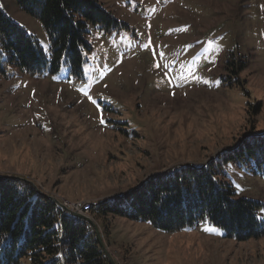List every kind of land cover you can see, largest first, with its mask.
Returning a JSON list of instances; mask_svg holds the SVG:
<instances>
[{
	"label": "rangeland",
	"instance_id": "1",
	"mask_svg": "<svg viewBox=\"0 0 264 264\" xmlns=\"http://www.w3.org/2000/svg\"><path fill=\"white\" fill-rule=\"evenodd\" d=\"M98 1L126 26L89 27L83 79L68 65L42 77L0 75V175L92 209L151 174L216 157L235 197L264 204V178L216 156L264 131V0ZM0 2L49 55L39 21L15 0ZM229 51L241 70L225 67ZM84 215L115 264H264V236L238 242L207 221L165 231Z\"/></svg>",
	"mask_w": 264,
	"mask_h": 264
},
{
	"label": "trees",
	"instance_id": "2",
	"mask_svg": "<svg viewBox=\"0 0 264 264\" xmlns=\"http://www.w3.org/2000/svg\"><path fill=\"white\" fill-rule=\"evenodd\" d=\"M15 1L39 21L50 53L45 54L37 38L15 22L0 2V75L4 77L9 68L42 77L68 65L72 77L83 79L92 51L86 38L89 27L110 33L126 26L98 0ZM227 56L225 67L241 70L233 51ZM251 123L252 129V119ZM216 156L264 178V131L243 136ZM215 158L151 174L122 195L92 203V215L144 220L165 231L207 221L221 228L225 238L238 242L264 236L260 217L264 204L235 197L223 164ZM95 232L89 221L67 212L29 181L0 175V264H111Z\"/></svg>",
	"mask_w": 264,
	"mask_h": 264
},
{
	"label": "water",
	"instance_id": "3",
	"mask_svg": "<svg viewBox=\"0 0 264 264\" xmlns=\"http://www.w3.org/2000/svg\"><path fill=\"white\" fill-rule=\"evenodd\" d=\"M37 191L39 192V190L37 189ZM51 198H52V200L55 202V203H57L60 207H64V209L67 211V212H69V213H71L72 215H75V216H77V217H81V218H84V219H86L87 221H89L93 226H94V228H95V233H96V235H97V238H98V240H99V243H100V246L103 248V250H104V252L106 253V255H107V257H108V260L110 261V263L111 264H115V262H114V260H113V258H112V256H111V254L109 253V251L107 250V248H106V246H105V243L103 242V240H102V238H101V235H100V231H99V229H98V226L94 223V221L91 219V218H89V217H87L86 215H84V214H82V213H80V212H77V211H75V210H72V209H70L69 207H66L65 206V204H63V203H61L58 199H56L55 197H52L51 196Z\"/></svg>",
	"mask_w": 264,
	"mask_h": 264
},
{
	"label": "built area",
	"instance_id": "4",
	"mask_svg": "<svg viewBox=\"0 0 264 264\" xmlns=\"http://www.w3.org/2000/svg\"><path fill=\"white\" fill-rule=\"evenodd\" d=\"M72 209L81 212L83 214H86V211L90 209V203H86L85 205H73Z\"/></svg>",
	"mask_w": 264,
	"mask_h": 264
},
{
	"label": "snow or ice",
	"instance_id": "5",
	"mask_svg": "<svg viewBox=\"0 0 264 264\" xmlns=\"http://www.w3.org/2000/svg\"><path fill=\"white\" fill-rule=\"evenodd\" d=\"M156 67H160V65H156ZM84 94L87 95V92H85ZM89 99L91 100L92 98L89 96ZM92 103L93 104H96V101L95 100H92ZM100 123L101 124H104L105 123L102 115H101ZM206 230H209V229H206Z\"/></svg>",
	"mask_w": 264,
	"mask_h": 264
},
{
	"label": "bare ground",
	"instance_id": "6",
	"mask_svg": "<svg viewBox=\"0 0 264 264\" xmlns=\"http://www.w3.org/2000/svg\"><path fill=\"white\" fill-rule=\"evenodd\" d=\"M85 204H86V203H85ZM85 204H84V205H85ZM90 208H91V206H90ZM88 210H90V209H88ZM88 210H87V211H88Z\"/></svg>",
	"mask_w": 264,
	"mask_h": 264
},
{
	"label": "crops",
	"instance_id": "7",
	"mask_svg": "<svg viewBox=\"0 0 264 264\" xmlns=\"http://www.w3.org/2000/svg\"><path fill=\"white\" fill-rule=\"evenodd\" d=\"M3 6V5H2Z\"/></svg>",
	"mask_w": 264,
	"mask_h": 264
}]
</instances>
